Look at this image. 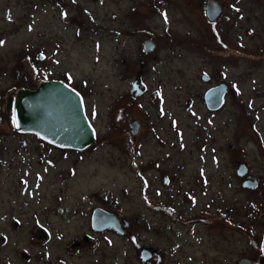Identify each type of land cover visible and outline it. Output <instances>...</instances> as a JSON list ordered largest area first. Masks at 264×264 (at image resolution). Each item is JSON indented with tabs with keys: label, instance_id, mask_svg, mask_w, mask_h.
<instances>
[{
	"label": "rangeland",
	"instance_id": "rangeland-1",
	"mask_svg": "<svg viewBox=\"0 0 264 264\" xmlns=\"http://www.w3.org/2000/svg\"><path fill=\"white\" fill-rule=\"evenodd\" d=\"M205 1L0 0V264H232L262 239L264 0H214L211 22ZM47 80L84 98V151L17 130L8 99ZM97 207L125 232L93 231Z\"/></svg>",
	"mask_w": 264,
	"mask_h": 264
},
{
	"label": "water",
	"instance_id": "water-1",
	"mask_svg": "<svg viewBox=\"0 0 264 264\" xmlns=\"http://www.w3.org/2000/svg\"><path fill=\"white\" fill-rule=\"evenodd\" d=\"M205 16L209 22L221 16V8L214 0L205 1ZM153 48L147 40L144 51ZM40 59L44 56L39 55ZM208 75L203 74L202 80H207ZM227 86L219 84L206 90L203 96L204 104L210 111L219 109L223 104ZM8 108H13L14 124L19 132L38 136L47 144L62 150L84 151L90 147L96 138L90 120L87 118L84 98L75 89L63 81H42L35 90L18 89L15 97L8 99ZM132 134L138 132L139 123L130 125ZM238 174L245 170L240 165ZM93 231L114 230L123 234L128 222H121L118 215L102 208H95L90 217ZM263 251L259 256L258 264H264V238ZM150 257L146 250L142 253V260ZM240 264H250L246 258Z\"/></svg>",
	"mask_w": 264,
	"mask_h": 264
},
{
	"label": "flooded vegetation",
	"instance_id": "flooded-vegetation-1",
	"mask_svg": "<svg viewBox=\"0 0 264 264\" xmlns=\"http://www.w3.org/2000/svg\"><path fill=\"white\" fill-rule=\"evenodd\" d=\"M245 170H246V168H245ZM245 176L247 178H249L248 175H245ZM199 213H200L199 215H201V217H203V215L204 216L206 215V217H205L206 225H211L212 226L213 224H216L218 222V217H214L213 216V217H211L212 220L208 221L207 216L209 217V215H208L207 212L205 213V211L201 210V211H199ZM193 216H195V215H193ZM193 216L191 217V219H193ZM223 218H224L223 220L226 223V225H228L227 229L230 232H232V231L234 232L235 231L234 229L236 228L235 227L236 225L232 222V219H230L229 217H223ZM199 221H201V220H199ZM191 223H193V222H191ZM193 233H195V231H193ZM198 234H199V237H196ZM194 238L199 243H201V241H203V245L205 246V248H207L206 245H208V247L210 248L211 245L208 244V242L213 240V237H210V235L208 234V230L206 232L203 230L200 233H196ZM203 238H206L207 241L204 242ZM263 238H264V236H263ZM263 238L260 241H258V242L256 241V239L248 241V247L249 248H248V250H246L244 252V255H242V256H240L238 254L237 247L236 246H232V250L230 251V255H231V258H232L231 263L232 264H240V261L243 260L244 258H246V259H248L250 261V264H258V261H259V258H260L259 256L262 254V251H263V246H262ZM259 243H261L260 244L261 247L258 246ZM135 246H137V245H135ZM201 250H203V248ZM207 251H208V249H207ZM218 255H221V252L217 253V251L213 250V248L212 249L210 248L209 251L207 252V254H204V256H203L204 260H201L200 262L198 261V263L194 259H192V261H193L194 264H200V263H203V261H205L206 264H217L219 261L225 262V260H222V258L219 257Z\"/></svg>",
	"mask_w": 264,
	"mask_h": 264
},
{
	"label": "trees",
	"instance_id": "trees-1",
	"mask_svg": "<svg viewBox=\"0 0 264 264\" xmlns=\"http://www.w3.org/2000/svg\"><path fill=\"white\" fill-rule=\"evenodd\" d=\"M63 82H65L66 84H68V82L65 81V80H64ZM68 85H69V84H68ZM69 86H70V85H69ZM26 88H27V89H30L29 86H27L26 83H25V84H23L19 89H26ZM30 90H31V89H30ZM42 141H43V140H42ZM66 151H68V150H66ZM164 208H165V207H164ZM164 210H165V209H164ZM203 217H205V216H203ZM110 230H111V229H109V231H110ZM112 231H113V230H112ZM262 238H263V237H262ZM260 244H261V243H259V245H258L259 247H261Z\"/></svg>",
	"mask_w": 264,
	"mask_h": 264
},
{
	"label": "bare ground",
	"instance_id": "bare-ground-1",
	"mask_svg": "<svg viewBox=\"0 0 264 264\" xmlns=\"http://www.w3.org/2000/svg\"><path fill=\"white\" fill-rule=\"evenodd\" d=\"M63 150H65V149H63Z\"/></svg>",
	"mask_w": 264,
	"mask_h": 264
},
{
	"label": "snow or ice",
	"instance_id": "snow-or-ice-1",
	"mask_svg": "<svg viewBox=\"0 0 264 264\" xmlns=\"http://www.w3.org/2000/svg\"><path fill=\"white\" fill-rule=\"evenodd\" d=\"M0 43H2V42H0Z\"/></svg>",
	"mask_w": 264,
	"mask_h": 264
}]
</instances>
